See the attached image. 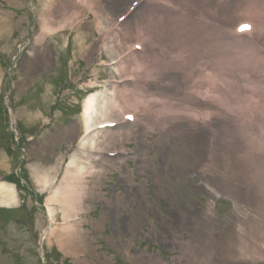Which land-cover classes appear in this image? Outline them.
Masks as SVG:
<instances>
[{"label":"rangeland","instance_id":"obj_1","mask_svg":"<svg viewBox=\"0 0 264 264\" xmlns=\"http://www.w3.org/2000/svg\"><path fill=\"white\" fill-rule=\"evenodd\" d=\"M66 1L0 0V182L19 196L0 205V264H264V6L244 18L255 0ZM52 2L54 25L76 15L35 46ZM118 63L141 64L142 86ZM105 87L136 92L139 113L81 148L83 102ZM96 134L106 142L91 145ZM75 153L98 172L64 217L47 199ZM36 168L56 169L44 190ZM71 225L64 247L43 236Z\"/></svg>","mask_w":264,"mask_h":264},{"label":"bare ground","instance_id":"obj_2","mask_svg":"<svg viewBox=\"0 0 264 264\" xmlns=\"http://www.w3.org/2000/svg\"><path fill=\"white\" fill-rule=\"evenodd\" d=\"M71 2L74 4V6H77V7L88 5L87 0H67L65 3L70 4ZM52 4L53 2L46 6V14L44 15V18L41 24L42 31L38 35L35 41V46L39 44L40 42L45 41L46 38L50 36L51 34L56 33L58 29H62L66 27L67 20L70 19L69 17H73L76 15V12L73 10L69 12H64L61 15L59 22L56 25H54L53 21H51L50 19V17L53 14L54 7H55ZM253 5H254L253 9L251 7L244 8V9L239 10L237 13H235V15L236 16L241 15L244 18L252 16V14L257 13L256 10L263 8L264 0H255ZM178 9L180 10L182 9L181 4L178 6ZM184 22L187 23L188 26H190L191 20L187 19V20H184ZM72 24H73V21H72ZM102 25L103 24L100 25L102 27V28L100 27L101 29H103L104 27V25L103 26ZM159 28L164 29L163 27H159ZM173 28H175V25H173ZM144 29H146V27L140 26V31L135 36L137 40L143 39L149 36L148 33L144 31ZM147 29L150 30L148 27ZM160 30H156V31H160ZM180 30L181 29H179L178 31ZM145 33L147 34V36L145 35ZM166 33H168V30ZM243 33L246 35L250 34L248 30L243 31ZM186 34L187 33L185 30V37H186ZM191 37L192 35L187 36L186 38L190 39ZM112 38L114 37L110 36V39ZM183 44L184 43H180L179 47H183ZM215 45L218 46L215 49V52L218 53V55H221L220 53L229 51L228 48H232V50H235V51H241L242 53L256 54L260 52L258 47L253 45L252 43L241 45L244 47H240L237 43L231 44L230 47H227L226 49H223L222 46H219L221 45V43H215ZM190 46L191 44L189 46L187 45L186 49L189 48ZM221 50L223 51L221 52ZM112 53H116V50L111 52L110 54ZM140 66L141 64H139V66L138 65L133 66L132 69L131 68L125 69L122 63H118V65L113 67V70H115L117 73H124V74L133 73L132 75L138 77V80L135 82V85L137 87H141L143 82H142V74L139 69ZM132 80H133L132 78L128 79V81H132ZM95 84L96 83H91L90 86H93ZM105 88H106L105 89L106 91H96V92L90 93L83 102V112L79 118V123L81 127L84 128L86 133H89L90 131H92L95 126L111 123L113 121L112 118L117 114L126 113V111H130V110L136 113H139V110H140L139 101H138L139 98L136 97L135 95L136 92H133L132 94H130V96H125V97L122 96V98H120L121 96H118V93L116 92V89H115L116 87H112V88L105 87ZM208 116L209 115H207V117ZM109 131L111 130L107 129L104 132H109ZM97 134L92 137L91 145H95V144L101 145V144H104V142H106V141H100L99 138L97 137ZM87 142H89V137L82 139L81 148L85 147ZM108 145L112 146L115 144L108 143ZM55 170L56 169L40 171V169L36 168L37 180H38V183L42 186V190L46 189L51 183L54 182ZM97 172H98L97 169L94 168L93 166L83 165L80 162L79 155L75 153L71 157L70 162L68 163V167L65 171L63 181H61L59 186L53 190V192L48 197L47 202L49 204L51 203L53 204L55 202L59 203L61 205V210H62V214L64 215V217L69 216L73 212L79 213L80 211H82L84 207V200H85L84 198H86L87 194H90V193H87L85 189L86 176H93V175L95 176ZM80 187H82L83 189ZM79 190L82 196L75 197V195L79 193ZM16 191L17 190L14 184H11L9 182H0V205L9 207L11 205L18 204L19 196L17 195ZM56 212L57 210L55 207L49 209L50 217L52 218L54 215H56ZM77 227H79V225H71L66 228L62 227V228H56V229L55 228L49 229L48 227V229L43 231V236L47 237L49 236L48 234L51 233L52 236H56L58 238L61 246L64 247L66 243H63V241L61 243V240L65 239L67 242H69V239L73 238V234L75 233L74 229L76 230Z\"/></svg>","mask_w":264,"mask_h":264},{"label":"snow or ice","instance_id":"obj_3","mask_svg":"<svg viewBox=\"0 0 264 264\" xmlns=\"http://www.w3.org/2000/svg\"><path fill=\"white\" fill-rule=\"evenodd\" d=\"M251 26L250 25H241L240 26V28L238 29V30H240V31H246V30H248L249 28H250Z\"/></svg>","mask_w":264,"mask_h":264}]
</instances>
